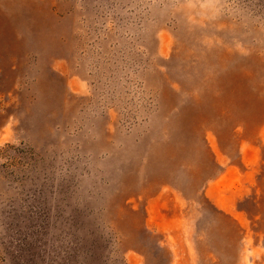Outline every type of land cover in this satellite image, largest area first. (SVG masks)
<instances>
[{
  "label": "rangeland",
  "instance_id": "obj_1",
  "mask_svg": "<svg viewBox=\"0 0 264 264\" xmlns=\"http://www.w3.org/2000/svg\"><path fill=\"white\" fill-rule=\"evenodd\" d=\"M0 264H264V0H0Z\"/></svg>",
  "mask_w": 264,
  "mask_h": 264
},
{
  "label": "crops",
  "instance_id": "obj_2",
  "mask_svg": "<svg viewBox=\"0 0 264 264\" xmlns=\"http://www.w3.org/2000/svg\"><path fill=\"white\" fill-rule=\"evenodd\" d=\"M257 153H258V148L256 145L249 144L247 146H244L242 148V160L245 162V164L251 163L252 158L255 157ZM240 173L241 172L233 166H229L225 169V174L229 176L230 178L239 176ZM219 207L225 211L233 212L238 217L239 221L243 222L244 216L242 212L237 208L236 203L231 202V205H226V206L220 205ZM163 229H168V227L163 226Z\"/></svg>",
  "mask_w": 264,
  "mask_h": 264
}]
</instances>
